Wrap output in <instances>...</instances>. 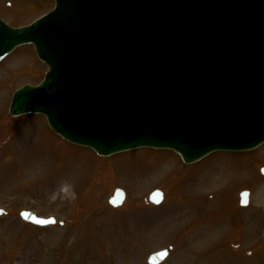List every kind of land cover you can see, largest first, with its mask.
Wrapping results in <instances>:
<instances>
[{
  "label": "water",
  "instance_id": "water-1",
  "mask_svg": "<svg viewBox=\"0 0 264 264\" xmlns=\"http://www.w3.org/2000/svg\"><path fill=\"white\" fill-rule=\"evenodd\" d=\"M56 3L28 27L0 20V62L33 44L49 67L39 86L15 92L11 116L43 114L55 133L102 157L148 147L193 164L264 143V0ZM124 199L118 190L110 204ZM163 199L160 191L150 196L156 205ZM21 217L56 224L32 212ZM168 256L154 253L148 263Z\"/></svg>",
  "mask_w": 264,
  "mask_h": 264
},
{
  "label": "rangeland",
  "instance_id": "rangeland-1",
  "mask_svg": "<svg viewBox=\"0 0 264 264\" xmlns=\"http://www.w3.org/2000/svg\"><path fill=\"white\" fill-rule=\"evenodd\" d=\"M54 5L0 0V18L29 25ZM46 71L32 45L0 64V208L8 212L0 218V264H147L168 248L164 264H264V146L190 166L168 150L101 158L61 139L44 116L10 117L14 92L39 84ZM117 189L126 200L113 208ZM155 190L165 195L160 206L149 203ZM22 211L58 225L27 224ZM203 227L213 229L200 240L194 231Z\"/></svg>",
  "mask_w": 264,
  "mask_h": 264
},
{
  "label": "bare ground",
  "instance_id": "bare-ground-1",
  "mask_svg": "<svg viewBox=\"0 0 264 264\" xmlns=\"http://www.w3.org/2000/svg\"><path fill=\"white\" fill-rule=\"evenodd\" d=\"M199 207H200V206H199ZM212 229H213V228H212ZM212 229L209 228V227H203V228L196 229V230L194 231V236H195L196 238H200V240H201V239L204 237V234L207 233L208 231H210V233H211Z\"/></svg>",
  "mask_w": 264,
  "mask_h": 264
},
{
  "label": "flooded vegetation",
  "instance_id": "flooded-vegetation-1",
  "mask_svg": "<svg viewBox=\"0 0 264 264\" xmlns=\"http://www.w3.org/2000/svg\"><path fill=\"white\" fill-rule=\"evenodd\" d=\"M207 158H210V157H207ZM232 158H236V157H232Z\"/></svg>",
  "mask_w": 264,
  "mask_h": 264
}]
</instances>
